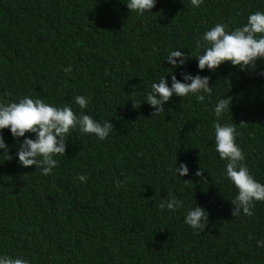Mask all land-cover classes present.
<instances>
[{
  "label": "trees",
  "instance_id": "obj_1",
  "mask_svg": "<svg viewBox=\"0 0 264 264\" xmlns=\"http://www.w3.org/2000/svg\"><path fill=\"white\" fill-rule=\"evenodd\" d=\"M125 2L0 0V101L29 95L79 114L74 97L84 95V111L114 131L104 141L72 132L65 156L44 176L19 165L16 142L3 130L13 159L0 162V255L30 264H264V248L256 246L264 239V202L251 217L231 215L236 189L223 178L226 161L212 131V109L228 98L220 122L235 124L245 163L264 184V61L200 72L213 86L204 103L173 96L158 115L142 98L132 106L160 76L170 80L168 50L189 55L173 70L177 79L181 71L197 74L198 35L216 23H245L264 11V0H203L199 8L157 0L148 16L129 12ZM69 64L70 74L63 71ZM175 160L187 165L186 176L169 171ZM200 168L203 179L195 175ZM169 192L182 201L174 212L160 208ZM195 204L208 214L198 235L183 223Z\"/></svg>",
  "mask_w": 264,
  "mask_h": 264
},
{
  "label": "clouds",
  "instance_id": "obj_2",
  "mask_svg": "<svg viewBox=\"0 0 264 264\" xmlns=\"http://www.w3.org/2000/svg\"><path fill=\"white\" fill-rule=\"evenodd\" d=\"M157 0H126L125 5L129 12H135L140 16H148ZM203 0H191L193 8H199ZM197 74L187 71L179 73L180 79L173 73L174 69H182L189 55L180 51L182 48L168 50L164 60L171 65L168 75L160 76L150 85V90L138 96L132 101L133 108L139 107L141 99L154 109L151 115L164 112L163 105L176 96L181 98L194 97L197 102L204 103L206 98L213 95V86H210L209 76H201L199 73L207 69L209 72L224 63L239 68H255L258 60L264 61V11L249 13L246 22L229 29L225 22L216 23L195 39ZM70 74L72 66L69 64L63 68ZM264 76V71L258 73ZM74 103L81 110L79 114L73 111L70 105L56 106L39 97L25 95L14 101H0V162L12 160L10 148L3 136V130L8 129L16 142L14 156L22 167L35 166L40 169V174L51 175L53 169L58 166L57 156H65L66 142L72 132L78 131L83 135L94 136L98 141H104L113 133V125L109 120L100 121L84 110L88 108L90 97L76 95ZM231 100L220 98L212 109L215 120L212 123V131L215 139V152L221 160L226 161L223 170V178L228 180L236 189V195L230 201L233 205L231 215L239 218L241 215L251 217L256 202H264V184L254 178L247 164L245 153L236 142L239 132L234 123H221L225 113H229ZM243 125V123H241ZM29 134V135H26ZM20 138H23L21 141ZM178 177L188 174V167L184 163L170 167ZM204 170L200 168L195 175L202 177ZM76 179L80 183L87 181L85 174L78 175ZM203 179V177H202ZM125 180L115 181L118 187H122ZM207 183V180H204ZM182 207V201L171 192L167 198L162 199L161 209L174 212ZM183 223L190 227L193 235L204 231L208 223L206 210L197 204L186 210ZM249 240L254 239L249 235ZM256 246L264 248V239L257 240ZM0 264H30L21 256L0 255Z\"/></svg>",
  "mask_w": 264,
  "mask_h": 264
}]
</instances>
